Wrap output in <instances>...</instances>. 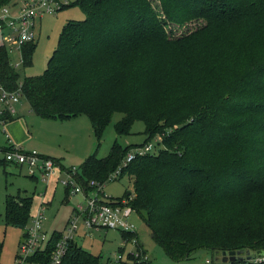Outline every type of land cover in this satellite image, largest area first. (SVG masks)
<instances>
[{
  "label": "trees",
  "instance_id": "obj_1",
  "mask_svg": "<svg viewBox=\"0 0 264 264\" xmlns=\"http://www.w3.org/2000/svg\"><path fill=\"white\" fill-rule=\"evenodd\" d=\"M71 5L85 16L66 20L42 73L18 81L0 41V83H20L41 118L85 114L98 145L113 113H122L120 135L143 122V141L114 139L106 155L86 156L80 183L104 184L128 151L160 136L156 151L136 153L119 176L132 177L124 197L131 194L168 259L182 264L200 248L251 250L250 259L230 263L264 264V254L254 260L264 250V0H66L60 8ZM34 45L21 46L23 66ZM32 205L33 194L5 195V222L24 227ZM121 235L137 239L135 231ZM58 236L54 229L49 241ZM100 263V253L77 242L61 262ZM121 264L155 263L127 253Z\"/></svg>",
  "mask_w": 264,
  "mask_h": 264
},
{
  "label": "rangeland",
  "instance_id": "obj_2",
  "mask_svg": "<svg viewBox=\"0 0 264 264\" xmlns=\"http://www.w3.org/2000/svg\"><path fill=\"white\" fill-rule=\"evenodd\" d=\"M21 0H13L19 3ZM72 1V0H69ZM84 13L78 6H66L55 12L43 15L35 22V45L32 50L31 63L23 66L20 50L9 51V61L18 73V81L25 75H35L43 72L46 62L56 47L59 32L69 18L82 19ZM198 23H193L195 26ZM182 30L184 28H181ZM14 116V115H13ZM16 118L25 119L27 122L18 128L23 136L28 137L29 146H21L25 150L35 149L37 152L54 158L64 168H79L84 158L91 153L101 157L107 154L114 139L122 145L141 142L145 138L143 133L144 124L141 120H135L128 134H118L114 129V123L119 120L122 113H113L110 122L105 126L99 145L96 142L94 132L85 114L78 115L73 119H44L37 117L29 111L28 102L24 97L20 98L17 106ZM14 116V117H15ZM0 126V159L3 158L1 145H4L3 134ZM59 168V166H58ZM57 168V169H58ZM56 177L55 187L45 189V184L35 181L26 174L25 168L21 169L11 162H0V263L14 264L20 253V242L25 232V227H18L5 222L3 217L4 198L7 194H33L37 199L39 193H43L48 202L43 211V230L49 236L55 229L62 231L67 219L71 216L76 204L84 203L79 194L70 197L65 196L64 187L58 180L65 178L64 170H59ZM51 188V189H50ZM132 190V177L126 173L106 180L103 184V192L111 198H124V192ZM35 210V208H34ZM128 219L135 225L137 242L145 250V254L155 264H177L164 254L162 248L152 239L150 229L135 209L130 213ZM30 220V219H29ZM76 241L85 250L101 255V262L107 259L113 260L119 255L121 259L126 258L129 251L134 250L132 240H123L121 231L112 228H103L85 234L82 225L76 232ZM264 254V250L262 251ZM221 251H211L209 248H200L191 254V257L182 261V264H204L205 259H210L211 264H241L230 263L229 257L225 260ZM235 257H239V254Z\"/></svg>",
  "mask_w": 264,
  "mask_h": 264
},
{
  "label": "built area",
  "instance_id": "obj_3",
  "mask_svg": "<svg viewBox=\"0 0 264 264\" xmlns=\"http://www.w3.org/2000/svg\"><path fill=\"white\" fill-rule=\"evenodd\" d=\"M66 0H21L19 3L3 5L0 7V41L6 45L7 51L14 49L20 50L21 46L34 39L35 21L45 14L55 12L61 7V2ZM22 97L20 83L16 89H8L0 83V125H3L8 116L17 113V106ZM155 137L152 141L143 146L135 147L127 152L121 161V164L113 170L108 180L119 176L121 166L125 165L136 153L154 152L157 149ZM5 161L11 162L19 168L24 167L27 175L34 179L41 180L47 184L49 177L56 171L59 164L49 156L37 152L35 149L25 150L19 144L10 140L3 150ZM65 178L58 182L67 191V198L79 194L84 203H78L74 206L71 216L67 219L62 231H59L58 238L49 241L51 234L48 236L43 230L44 215L46 208V199L43 193H39L41 200L36 209L32 212L30 220L25 227L24 235L21 239L19 248L20 253L17 255L14 264H61L64 254L69 245L76 241V232L81 224L85 234H91L103 228H112L119 231H135V225L128 216L134 210L129 200L132 197L111 198L104 194L103 183L95 179H89L86 184L80 183L77 178V168L71 167L66 170ZM52 233V232H51ZM134 243V250L128 253L134 258H147L145 252H142L141 245L136 238L130 239ZM51 242L52 247L48 252V257L44 258L47 244ZM35 256V258H31ZM127 256V254H126ZM126 259V258H125ZM125 259L119 255L113 260L109 259V264H121ZM262 259L256 256L254 260ZM100 264H107L106 261ZM168 264V263H165ZM204 264H211L210 259H205Z\"/></svg>",
  "mask_w": 264,
  "mask_h": 264
},
{
  "label": "crops",
  "instance_id": "obj_4",
  "mask_svg": "<svg viewBox=\"0 0 264 264\" xmlns=\"http://www.w3.org/2000/svg\"><path fill=\"white\" fill-rule=\"evenodd\" d=\"M39 20V18H38ZM37 21V20H36ZM35 21V22H36ZM40 21V20H39ZM32 114H34L32 111H30ZM15 116V115H14ZM12 116L11 119H8L4 122L3 125L1 127V132L3 134V142L4 145H1V150L3 151L5 149V147L7 146V141L10 140L11 142L15 143V144H19L21 146H29V141H28V137L27 136H23L22 134H20V132L18 131V128L25 124L27 121L25 119H21L20 118H16V116L14 117ZM38 117V116H37ZM73 119V118H72ZM26 144V145H24ZM60 164V163H59ZM21 169V168H20ZM60 170V165L59 168L56 169L55 172L52 173V175L49 177L47 184H45V189L47 190V188L53 186L55 187L56 185V177L59 175V171ZM35 181H41L39 179H35ZM59 183V182H58ZM51 189V188H50ZM65 189V188H64ZM41 196H37V199L33 196V205H32V211H34V208L36 209V207L38 206L39 201ZM45 199V197H44ZM48 203V202H47ZM46 203V205H47ZM45 205V206H46ZM78 243V242H77Z\"/></svg>",
  "mask_w": 264,
  "mask_h": 264
},
{
  "label": "water",
  "instance_id": "obj_5",
  "mask_svg": "<svg viewBox=\"0 0 264 264\" xmlns=\"http://www.w3.org/2000/svg\"><path fill=\"white\" fill-rule=\"evenodd\" d=\"M221 254H223V255H225L224 256V259L226 260L228 257H229V259L230 260H232V259H234V258H246V259H250L251 258V256H252V251L251 250H229V251H227V250H223V251H221ZM239 254V257H235L236 255H238ZM256 254L258 255V256H261V255H263V252L262 251H260V250H258L257 252H256Z\"/></svg>",
  "mask_w": 264,
  "mask_h": 264
}]
</instances>
